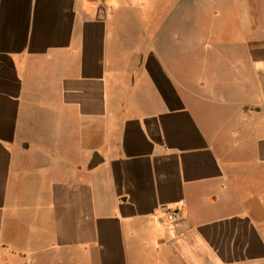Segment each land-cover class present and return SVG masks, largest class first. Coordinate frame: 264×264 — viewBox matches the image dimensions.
Returning <instances> with one entry per match:
<instances>
[{"label":"crops","instance_id":"crops-1","mask_svg":"<svg viewBox=\"0 0 264 264\" xmlns=\"http://www.w3.org/2000/svg\"><path fill=\"white\" fill-rule=\"evenodd\" d=\"M193 5L0 0V264H264V0Z\"/></svg>","mask_w":264,"mask_h":264},{"label":"rangeland","instance_id":"rangeland-1","mask_svg":"<svg viewBox=\"0 0 264 264\" xmlns=\"http://www.w3.org/2000/svg\"><path fill=\"white\" fill-rule=\"evenodd\" d=\"M193 1V6H191L192 8V13H188L193 16L195 14V20H193L192 17V26H193V32L194 31H204L205 33H208V31H215L219 29V25H220V29H224V30H230L232 28V23L230 21V19L224 23L221 22L218 18L222 17L221 15L222 10H221V2H223L224 0H192ZM197 2H200L203 4L202 5H196ZM172 10L170 13L173 14H178L181 7H179V10L175 11V8L172 4L171 6ZM183 9V7H182ZM224 16H230L229 14H226Z\"/></svg>","mask_w":264,"mask_h":264},{"label":"built area","instance_id":"built-area-1","mask_svg":"<svg viewBox=\"0 0 264 264\" xmlns=\"http://www.w3.org/2000/svg\"><path fill=\"white\" fill-rule=\"evenodd\" d=\"M97 1V0H94ZM182 216V210L179 207L176 208H172L169 210V217L171 220L173 221H177L178 219H180Z\"/></svg>","mask_w":264,"mask_h":264}]
</instances>
